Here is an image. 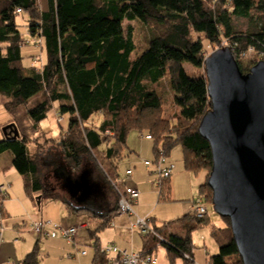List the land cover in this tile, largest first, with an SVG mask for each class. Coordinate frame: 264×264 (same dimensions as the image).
I'll use <instances>...</instances> for the list:
<instances>
[{
  "label": "trees",
  "instance_id": "1",
  "mask_svg": "<svg viewBox=\"0 0 264 264\" xmlns=\"http://www.w3.org/2000/svg\"><path fill=\"white\" fill-rule=\"evenodd\" d=\"M23 13L26 25L38 33L46 50L40 70L23 63V36L17 22ZM136 20L155 28L147 48L140 52L134 38ZM204 40L219 46L228 41L241 70L247 73L255 63L244 67L242 57L250 49L264 58V0H47L45 10H39L37 0H0V93L9 98L4 108L19 131L16 138L11 128L7 135L3 131L0 155L11 154L26 192L33 198L40 194V204L53 192L46 183L48 172L63 166L74 176L85 160L96 163L95 151L108 141L103 136L108 129L114 135L105 158L112 166L123 157L127 137L136 129L152 135L155 157L160 149L169 157L176 145H182L187 170L211 169L210 143L199 132L212 106L208 79L206 72L194 74L184 67L189 63L205 69ZM167 75L180 96L175 101L179 111L173 116L174 123L161 114L164 99L157 89ZM22 106L29 121L26 128L31 127L32 133L42 129L51 109L69 113L67 129L61 131L55 150L30 152L31 137L16 121ZM97 113L105 116L98 129L84 128L83 123ZM102 170L110 180L109 171ZM207 179L200 192L212 202ZM111 188V195L103 200L111 208L102 212L89 203L75 206L64 200L71 213L86 212L99 222L88 228L95 240L93 264L107 262L99 251V233L119 214V194ZM158 191L159 201L171 199L170 177L160 178ZM209 213L210 209L203 216L191 212L160 224L149 218L162 239L142 233V251L152 253L162 245L171 264L178 258L184 264H196L192 234L211 224ZM221 218L225 225L211 224L219 250L209 257L210 264H243L230 221ZM18 264H40V238Z\"/></svg>",
  "mask_w": 264,
  "mask_h": 264
},
{
  "label": "rangeland",
  "instance_id": "2",
  "mask_svg": "<svg viewBox=\"0 0 264 264\" xmlns=\"http://www.w3.org/2000/svg\"><path fill=\"white\" fill-rule=\"evenodd\" d=\"M211 0H208V2ZM39 10H45L47 8V0H37ZM17 22L19 23V29L23 36V63L26 67H36V69H42L46 58V50L43 47V40L36 32H32L30 26L26 25L27 15L25 13L20 14L17 17ZM134 25V38L137 44V52H140L147 48L148 40L152 36L154 27L152 24H143L141 21L136 20L133 22ZM198 34H194L196 37ZM205 42V55L208 56L212 51L221 46L229 45V42L224 40L220 46ZM259 60H264L259 54H256L253 51H249L247 55L242 57V63L244 67H250ZM184 67L187 71L194 74L205 73L204 68H194L191 64L185 63ZM158 91L164 99L161 114L165 117L171 118L172 123L176 122V119L173 117L178 113L179 108L175 104V101L180 100V96L176 94L171 87L169 76L159 83ZM39 97V96H38ZM9 100L6 96L0 93V139L3 138V128L12 124L13 117L5 110L4 104ZM34 102V100H32ZM25 107H20V113L18 119L16 120L20 127L28 132L30 135L29 139V150L32 154L37 152L44 151L47 148L53 147L56 149V145L59 142V137L61 131H65L69 122V113L59 114L56 108L51 109L48 112L47 118H45L40 129L37 133H32L29 130L31 127H27L29 121L28 116L24 112ZM62 116V119L59 120V117ZM105 116L102 113L95 114L89 121L83 123L84 128H95L98 129ZM4 126V127H3ZM146 132L144 131L143 134ZM112 135L114 132L109 129L105 134H103L105 140H108L102 147L101 150L95 151L96 163L91 162L90 160H85L81 171L72 176L73 179L79 178L82 174L85 173V176L89 179L91 184L96 186V190L87 197L86 200L80 201L79 196H73L69 189L65 185V176L67 174V169L65 167L59 166L53 168L51 172H48V177L46 183L48 186L52 187V195L50 197H45L42 200L41 204H38V201L41 199L40 194L35 195V198H32L28 195L25 190L24 178L20 174L19 176L13 177L10 179V182L13 184V189L10 192L11 198L13 201L8 204L10 207L9 212L17 217L21 222H27L25 228L22 230V234L18 235L20 243L24 240L30 241L34 236L40 238V264H93L94 257V239H92L88 234V228L96 226L98 220H95L91 217L90 214L86 212L81 213H71L68 211L67 206L63 203L64 200L70 201L75 206H80L89 203L93 206L94 209L98 211H105L111 208V205H108L103 202L104 198L107 195H111L112 191V182L111 180H117V170H119L120 175L124 174L125 169L128 166V149L123 155L122 159L116 161L113 166L109 160H106V149L108 147V142L112 141ZM131 144V149L135 150L131 159L134 161L145 160L152 157L153 151L151 147V142H147L144 137L141 135V132L134 129L131 130L127 137V146ZM55 146V147H54ZM8 153V152H6ZM184 154L185 149L182 145H176V147L171 151L172 161L175 162L176 168L174 170L175 174L185 171L184 165ZM0 159V164L5 162L6 156ZM151 158L150 160H153ZM119 165V167L115 168ZM138 168L135 170V181L137 182L139 188L142 191V202L137 206V211L141 216H151L155 217L158 222L169 221L183 216L188 212H192L194 209V200H192L191 205L189 202H179L174 200L177 193H181L182 197L187 196L186 187L190 188V185L193 186L194 198L199 193L200 185L203 184L209 176L211 169H201L198 172H191L190 179L182 178V184L180 186H174L171 188L170 200H160L159 201V191L158 185H155V178L157 177L156 173L152 174L148 169H145L143 166L138 165ZM102 169H107L110 173V180L107 179ZM152 170V169H151ZM126 173V172H125ZM186 173V172H184ZM65 175V176H64ZM156 175V176H155ZM186 175V174H185ZM71 176V175H70ZM155 177V178H154ZM154 179V180H153ZM179 180V181H180ZM92 186V185H91ZM95 188V187H94ZM178 189V190H177ZM175 190L178 192L176 193ZM189 190V189H188ZM190 192V191H188ZM191 194V193H190ZM18 196V197H17ZM23 200V201H21ZM7 206V204H6ZM137 214V213H136ZM135 217L130 216L128 213H121L115 218L116 225L121 228L107 227L100 231V240L101 245H106L108 243H114L120 249H127L129 252L135 251L140 252L143 249V240L142 232L139 230L132 231L130 229V222L134 220ZM210 216L211 224L215 225H225L226 222L215 213L213 206L210 207ZM40 221V220H50L53 223L72 226L75 225L79 227L80 224L87 222L88 227L79 228L76 238L74 241H70L65 237H49V236H38L32 229L31 222ZM85 221V222H84ZM130 224V225H129ZM211 224L200 227L195 230L192 234L194 244L196 245L195 256L198 262L201 264H207L208 256L216 254L219 250L216 240L211 234ZM129 226V228H128ZM119 230V231H118ZM172 230L176 231V228ZM122 232V233H119ZM181 232V231H179ZM86 250L87 254H82L80 251ZM24 253L23 256H25ZM158 264H171L167 256V252L161 246L157 249ZM175 264H184L182 260L177 259Z\"/></svg>",
  "mask_w": 264,
  "mask_h": 264
},
{
  "label": "water",
  "instance_id": "3",
  "mask_svg": "<svg viewBox=\"0 0 264 264\" xmlns=\"http://www.w3.org/2000/svg\"><path fill=\"white\" fill-rule=\"evenodd\" d=\"M205 71L212 106L199 132L212 151L213 210L229 219L243 264H264V60L244 73L226 45L206 56ZM8 128L19 136L15 124L3 128L5 135ZM65 180L80 201L97 189L85 173Z\"/></svg>",
  "mask_w": 264,
  "mask_h": 264
},
{
  "label": "built area",
  "instance_id": "4",
  "mask_svg": "<svg viewBox=\"0 0 264 264\" xmlns=\"http://www.w3.org/2000/svg\"><path fill=\"white\" fill-rule=\"evenodd\" d=\"M21 11L20 9L18 10ZM253 49H250L252 51ZM62 117H59L61 120ZM145 138L152 139L153 137L150 134H145ZM145 165L152 169L154 173L157 175V185L160 181V178L171 177L173 171L175 169V164L173 161L169 159V157L164 153L163 149H160V153L153 160L146 159L144 160ZM133 173V169L129 168L126 171L127 175H131ZM114 188L119 194L118 200V208L119 213H128L130 215H135L134 206L138 202V198L140 197V190L136 186H128L124 191L119 188V184L121 180L117 178V180L111 181ZM9 184L3 183L0 185V200H3L8 195ZM194 200V210L192 212L196 213L199 216H203L209 212L210 206L212 202L208 200L206 194L200 192L197 194ZM137 215V214H136ZM110 225L114 226V223L111 222ZM33 231L40 236H49V237H58L62 236L70 241H74L77 235L79 228L88 227V223H82L79 227L65 226L57 223H53L50 220H40L34 221L32 224ZM131 230H139L144 234H155L160 237L153 225L149 222V218L141 217L139 215L136 216V220L130 225ZM162 239V237H160ZM100 253L107 257V262L104 264H158V258L154 256L152 253L140 251V252H129L125 249H120L113 243H108L106 245H100L99 249ZM82 254H86V250L80 251ZM188 257V255H186ZM207 264H210L208 260Z\"/></svg>",
  "mask_w": 264,
  "mask_h": 264
},
{
  "label": "crops",
  "instance_id": "5",
  "mask_svg": "<svg viewBox=\"0 0 264 264\" xmlns=\"http://www.w3.org/2000/svg\"><path fill=\"white\" fill-rule=\"evenodd\" d=\"M141 135L144 137V139L147 142L148 141L151 142V147H152V151H153V154H152V157L151 158H155L154 142H153V140L152 139L145 138V136H144L143 133H141ZM3 136H4V133H3ZM126 143H127V140H126ZM126 143H125V146H124V153H123V155H125V152H126L127 149H128V153L129 152L130 153L127 155L128 157L126 158L129 163H128L127 168L125 169V172L127 171V169L132 168L133 169V173L131 175H127L124 172V174H121L120 175L119 170H117L116 179L119 178L121 180V182L119 184V188L122 191H124L126 189V187H128V186H136V187L139 188L137 182L134 179L135 178V170L138 168L137 167L138 165L143 166L145 169H148L152 174H154L153 171L145 165V163H144L143 160H140V159L137 160L136 159L134 161L133 159H131V156L133 155V153H134L135 150H133V149L130 148L131 147V144L130 143H129L130 146L129 145L127 146ZM3 156H6V158H5V162L2 163V164H0V185L3 184V183L9 184V190H8V195L3 200H0V264H18V262L25 257V256H23L24 253L27 254L33 248V246H34L35 242L37 241L38 237L34 236L32 239H30V241L24 240L23 242L20 243V240L18 238V235L22 234V232H23L22 230L25 228L26 223L28 221L27 222H24V221L21 222V220H19L17 217H14L9 212L10 207L8 206V204L13 201V199L11 198V193H10L12 191V189H13V184L10 182V179H13V177H15L16 174H17V176H19L18 175L19 172L13 166L11 154L9 152L8 153L4 152V153H2L0 155V159L1 158H4ZM151 158H148V159H151ZM169 159L172 161L171 155H169ZM174 164H175V162H174ZM117 166L119 167L118 164H117ZM175 168H176V164H175ZM184 172H186V173H184ZM184 172L175 174L174 171H173V174L170 177L171 188H174L175 185L176 186H180V182L182 184V179L180 180V176H182V178L185 177L186 179L187 178L190 179V174H191L192 171H189V170H187L185 168V171ZM154 181H155L154 182L155 185L157 186V177L155 178ZM139 190H140V193L141 194H140V197L138 198L137 204L134 206V209H135V212L137 213V215L141 216L138 213L137 209H136L137 206L140 205V202H142V191H141L140 188H139ZM177 190H175L176 193L178 192ZM188 191H190V192H188ZM193 191H194L193 186L190 185V188H189L188 185H187V187H186L187 196L182 197V194L179 192V193H177V196H175L174 200H177V201L182 202V203L189 202V205H191L190 202H192V200L194 198V193L192 194ZM199 193H200V188H199ZM34 195H37V194H34ZM29 196L32 198V200L34 199L31 195H29ZM21 201H23V200H21ZM111 202H113V200H111ZM63 203H64V201H63ZM6 204H7V206H6ZM65 205L67 206L68 211L70 212V207L67 204H65ZM188 213H191V212H188ZM70 214H71V212H70ZM120 214L121 213H119L118 215H120ZM117 216H115L112 219V221H111V222L114 223V226H112V225L109 224L108 227L117 228V229L121 230L122 227L119 228L120 225L118 227L116 225V223H115V218H117ZM130 216L135 217V215H130ZM141 217H145V216H141ZM147 218H151V216H148ZM153 218H155V217H153ZM135 220H136V218H134V220H132L130 222V224L133 223ZM33 222L34 221L31 220V222H29V223L32 224ZM160 223L161 222H158V224H160ZM218 226H222V225H218ZM128 228H129V226H128ZM177 230L178 231H181L179 229H177ZM132 231H134V230H132ZM119 233H122V232H119ZM99 238H100V233H99ZM100 244H101V240H100ZM161 246L162 245L157 246L153 250V252H152V254L154 256H156L157 258H158V256H157V249L159 247H161ZM195 248H196V245H195ZM125 250H127V249H125ZM164 250L166 251L165 248H164ZM194 257H195V263L196 264H201V262H198L196 260L195 250H194ZM209 257L210 256H208L207 260H209ZM178 259L182 260V262L184 263V260L183 259H181V258H178Z\"/></svg>",
  "mask_w": 264,
  "mask_h": 264
},
{
  "label": "flooded vegetation",
  "instance_id": "6",
  "mask_svg": "<svg viewBox=\"0 0 264 264\" xmlns=\"http://www.w3.org/2000/svg\"><path fill=\"white\" fill-rule=\"evenodd\" d=\"M79 195V194H78Z\"/></svg>",
  "mask_w": 264,
  "mask_h": 264
}]
</instances>
